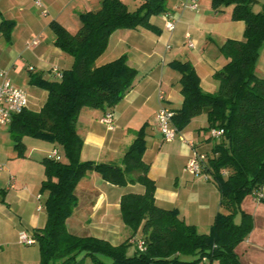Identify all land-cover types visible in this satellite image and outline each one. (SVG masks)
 Segmentation results:
<instances>
[{
	"label": "trees",
	"instance_id": "obj_1",
	"mask_svg": "<svg viewBox=\"0 0 264 264\" xmlns=\"http://www.w3.org/2000/svg\"><path fill=\"white\" fill-rule=\"evenodd\" d=\"M256 3L258 0H211L214 9L231 5V18L244 22L241 39H227L220 45L225 62L212 75L218 84L214 92L202 90L190 62L171 64L180 74L182 95L171 124L179 132L192 118L205 114L206 129L222 130L218 137L210 135L209 150L200 151L206 155L203 172L219 191L220 209L207 233L185 222L176 209L155 204V182L142 158L146 147L142 130L120 164L80 158L83 141L76 122L81 109L111 112L137 80V71L125 55L100 65L95 60L116 29L142 26L157 31L149 18L165 12V0H143L134 10L122 0H100L97 9L79 13L80 26L74 31L55 20L49 22L54 44L72 57V65L61 71L60 80L37 81L39 76L34 75L32 81L47 90L45 102L38 111L23 109L9 123L19 154H23L24 136L48 141L61 150L58 160L51 156L41 159L44 178L40 192L46 194V221L34 231L38 264H81L85 257L95 264H199L203 259L240 264L234 248L250 232L252 218L241 211L236 223L235 215L248 195L264 202V76L255 72L258 50L264 42V5L254 11ZM11 25L7 21L0 24L6 36ZM92 171L115 185L137 183L143 187L142 192H126L120 197V218L131 235L119 244L75 235L66 228L65 221L77 205L75 186ZM137 233L145 249L139 250L135 244L133 252L127 254L130 239Z\"/></svg>",
	"mask_w": 264,
	"mask_h": 264
},
{
	"label": "crops",
	"instance_id": "obj_2",
	"mask_svg": "<svg viewBox=\"0 0 264 264\" xmlns=\"http://www.w3.org/2000/svg\"><path fill=\"white\" fill-rule=\"evenodd\" d=\"M36 1L0 0V24L12 23L8 36L0 29V68L26 93V109L32 111H38L47 98V90L33 82V76H39L35 78L37 81H56L52 69H68L73 61L54 44L49 22L55 20L74 31L80 26L79 13L95 10L100 4V0H39L40 5ZM122 1L129 10H134L143 0ZM195 1L197 6L192 9L182 6L188 0H165V12L149 18L157 31L138 26L119 28L110 34L95 64L125 55L127 63L137 71V80L112 108V129L100 122L104 110L83 107L77 117L76 131L83 141L82 160L120 164L124 152L142 130L146 146L142 158L148 164L149 178L155 182V204L176 209L185 222L207 233L220 209L218 188L211 178L193 176L184 170L192 154L189 142H193L196 150L210 149L211 129H206V115L192 118L179 131L183 139L165 141L155 114L161 105L176 110L182 103L180 74L171 65L175 61L193 65L203 91L217 89L212 75L225 62L220 45L227 39H241L244 22L231 18V5L214 9L211 0ZM165 13L175 21L173 30L165 27ZM186 34L192 46L188 45ZM35 37L39 43L27 47L26 41ZM30 66L33 68L29 69ZM255 72L264 76V42L258 50ZM27 137L22 138L21 155L13 145L9 124L0 126V264H38L40 259L36 242L23 244L18 234L25 231L34 238V231L44 226L46 194L40 192L44 178L41 159L51 156L54 150L60 157L61 150L36 138L25 142ZM142 191L143 187L137 183L119 186L105 181L96 171L88 173L75 186L77 205L65 221L67 230L79 236L103 238L112 244L123 242L131 231L120 218V197L126 192ZM241 211L251 216L252 228L234 248L238 262L264 264V202L253 195L246 196L235 215L236 223L240 221ZM133 238L130 245L136 244L138 238Z\"/></svg>",
	"mask_w": 264,
	"mask_h": 264
},
{
	"label": "built area",
	"instance_id": "obj_3",
	"mask_svg": "<svg viewBox=\"0 0 264 264\" xmlns=\"http://www.w3.org/2000/svg\"><path fill=\"white\" fill-rule=\"evenodd\" d=\"M36 3L40 5V1L37 0ZM182 6L189 8H196L197 4L195 0H188V2L182 3ZM165 16V27L168 30H173L175 26V21L173 18H169V14H164ZM187 43L189 46H192V42L188 39L189 35L186 34ZM39 43V39L37 37L32 38L26 41L27 47L36 46ZM33 67L30 66L29 69ZM54 80H60L62 76L61 70L58 68L52 69ZM160 98H163L162 94H159ZM27 106V95L26 93L19 87H16L9 78L7 71L5 69L0 68V126L7 125L11 122L12 117L15 114L20 113ZM174 111L167 108L164 105L159 106L155 114V120L158 127V130L165 141H171L176 137L183 139L176 128L171 124V117L173 116ZM100 122L105 124L109 129L113 128V117L112 112H105L100 117ZM222 134L221 129L213 128L210 130V135L213 137H218ZM189 145L192 148V154L188 158L184 170L193 175L200 176L202 175L205 179H207V174L203 172L204 162L206 160V155L203 152L196 150L193 147V142H189ZM51 157L55 159H59V155L57 151L54 150L51 154ZM261 194H257L260 196ZM18 239L21 243L31 245L35 243V239L33 237H29L25 231H20L18 234ZM136 245L139 250H144V242L142 239H137Z\"/></svg>",
	"mask_w": 264,
	"mask_h": 264
},
{
	"label": "rangeland",
	"instance_id": "obj_4",
	"mask_svg": "<svg viewBox=\"0 0 264 264\" xmlns=\"http://www.w3.org/2000/svg\"><path fill=\"white\" fill-rule=\"evenodd\" d=\"M258 1H259V3L253 6V10H254V11L258 10V8L260 7V5L264 4V0H258ZM257 5H258V7H257ZM260 9H261V7H260ZM260 9H259V10H260ZM183 137H185L184 134H183ZM185 138H186V137H185ZM28 140H35V139L28 138V137L24 139L25 142L28 141ZM186 140H187V138H186ZM198 230H199V231H202L201 228H199ZM208 232H209V231H208ZM138 234H139V233L136 234V235H137L136 237L134 236V238H133L134 240H136V239L139 237ZM134 244H135V243H134ZM134 244H133V245H129V247H128V249H127V254L132 253L133 249L135 248V247H134ZM187 258H188V259H193L194 257H187ZM202 263H203V261H201L199 264H202ZM81 264H95V263H93L89 257H85V258L82 260V263H81ZM106 264H107V263H106ZM203 264H217V262L214 261V262L210 263V261H209L208 259H205V262H204Z\"/></svg>",
	"mask_w": 264,
	"mask_h": 264
}]
</instances>
